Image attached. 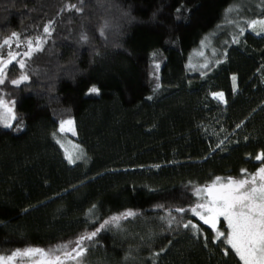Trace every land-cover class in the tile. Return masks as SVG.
Listing matches in <instances>:
<instances>
[{
  "label": "trees",
  "instance_id": "1",
  "mask_svg": "<svg viewBox=\"0 0 264 264\" xmlns=\"http://www.w3.org/2000/svg\"><path fill=\"white\" fill-rule=\"evenodd\" d=\"M262 18L264 0H0V43L16 32L22 53L45 40L29 79L12 85L21 70L10 66L0 85L17 117L0 123V255L52 249L132 211L89 241L88 264H241L174 210L264 165V32L249 28Z\"/></svg>",
  "mask_w": 264,
  "mask_h": 264
},
{
  "label": "snow or ice",
  "instance_id": "2",
  "mask_svg": "<svg viewBox=\"0 0 264 264\" xmlns=\"http://www.w3.org/2000/svg\"><path fill=\"white\" fill-rule=\"evenodd\" d=\"M71 9L81 12L82 7L76 3L71 4ZM257 24L264 26V19L249 22V27L255 29ZM53 31V22H49L43 26V33L50 37ZM82 39L87 40V36L82 34ZM13 41L15 48L21 47V38L16 32L2 40L0 43V85H4L8 80L10 66H19L21 72L17 79H11L10 83L19 86L21 83L29 79L26 69L29 61L34 54L43 50L45 40L43 37H36L23 41L26 46L24 52L13 50ZM7 47V52L4 49ZM200 55H203L201 52ZM207 67V65H202ZM157 69L159 65H156ZM233 87L235 90L236 77H232ZM160 88V84H156L155 90ZM90 93H98L96 87H92ZM213 98L224 103V94L213 93ZM151 99V97H148ZM17 117L5 99L0 97V123L5 127H12L11 121ZM72 131L75 134L72 120L61 121L59 131L65 133ZM59 143V141H57ZM69 163H74L75 159H79L73 155H66ZM255 159L264 161V152L258 154ZM242 177L234 179L229 177L222 180L217 177L211 184L202 188L195 189L197 202L190 209L183 207L176 208L174 211L185 213L190 211L197 220L204 225H208L215 232V240L223 238L224 243L232 250L241 264H264V165L249 175L246 170H242ZM95 208V205L93 206ZM136 213L132 211L124 212L120 215H114L108 220L103 221L94 231L82 234L75 241L61 244L52 249H42L27 247L24 249H16L7 255H0V264H26L24 258H28L27 264H68L69 261L74 264H83L84 257L87 254L85 242L93 240L97 234L106 226L112 224L119 226L122 219L134 216ZM171 215V213H169ZM226 223L227 232L220 231L217 227L220 219ZM163 219V218H162ZM176 220L172 216L168 221L169 225ZM184 228H192L194 234L201 233L200 227L192 220L183 223ZM202 234V233H201ZM227 255V251H225Z\"/></svg>",
  "mask_w": 264,
  "mask_h": 264
},
{
  "label": "rangeland",
  "instance_id": "3",
  "mask_svg": "<svg viewBox=\"0 0 264 264\" xmlns=\"http://www.w3.org/2000/svg\"><path fill=\"white\" fill-rule=\"evenodd\" d=\"M264 19V18H262ZM262 19H259V20H262ZM259 20H256V21H259ZM250 28V27H249ZM253 32L255 33H263L264 32V26H261L259 24H257L256 28L253 29V28H250ZM206 64V63H204ZM213 97V95H212ZM220 102V101H219ZM65 139L64 141H62V143L60 144L61 148H62V151L64 153V157L65 159L68 161V159L66 158V155L68 154H71L73 155V158L74 156L77 154L76 151H78V148L76 147V145L73 143L72 141V136H73V132L70 130V131H67L65 133H63L62 135ZM69 162V161H68ZM123 220V219H122ZM202 224V222H201ZM112 224L106 226L105 228H108L109 226H111ZM204 225V224H203ZM205 227H207L213 234L212 238L213 240H215V232L213 231L212 228H210L208 225H204ZM218 229L220 231H223V232H227V227H226V223L223 221V219L221 218L220 221L218 222V225H217ZM220 240H223V238H221ZM216 241H219V240H216ZM224 241V240H223ZM86 244V247L88 246L89 244V241H86L85 242ZM88 248V247H87ZM26 264H27V261H28V258H24ZM68 264H74V262L72 261H69ZM83 264H88V258L85 256L84 257V261H83Z\"/></svg>",
  "mask_w": 264,
  "mask_h": 264
}]
</instances>
